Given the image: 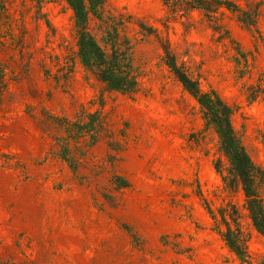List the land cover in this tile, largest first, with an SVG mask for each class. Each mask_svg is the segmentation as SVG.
I'll use <instances>...</instances> for the list:
<instances>
[{
	"label": "rangeland",
	"instance_id": "374dc122",
	"mask_svg": "<svg viewBox=\"0 0 264 264\" xmlns=\"http://www.w3.org/2000/svg\"><path fill=\"white\" fill-rule=\"evenodd\" d=\"M229 1L240 10L102 0L85 27L129 59L136 84L120 91L80 61L65 0H0V264H248L206 209L227 204L246 260L264 264V235L179 79L232 108L264 169V0ZM259 191L264 205V180Z\"/></svg>",
	"mask_w": 264,
	"mask_h": 264
},
{
	"label": "trees",
	"instance_id": "16d2710c",
	"mask_svg": "<svg viewBox=\"0 0 264 264\" xmlns=\"http://www.w3.org/2000/svg\"><path fill=\"white\" fill-rule=\"evenodd\" d=\"M73 11L77 27L78 57L87 67L94 68L99 78L109 89L127 91L135 87L136 79L132 73L131 64L126 56L113 50L106 53L101 44L85 27L89 13H97L102 0H65ZM168 1V0H166ZM216 4H223L233 11L240 8L229 0H214ZM173 69L176 65L169 62ZM183 85L189 89L202 109L207 125H212L217 133L221 147L224 149L229 166L227 174H221L225 186L239 183L244 194V207L254 228L264 235V205L260 195V183L264 180V169L255 165L245 147L238 138L232 123V108L226 104L214 91H202L195 81L185 74L179 75ZM215 229L221 234L226 245L235 252L242 261L246 260V236L239 225L238 213L234 205L227 204L218 209L219 217L207 205ZM224 226V228H222Z\"/></svg>",
	"mask_w": 264,
	"mask_h": 264
}]
</instances>
